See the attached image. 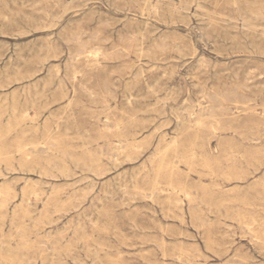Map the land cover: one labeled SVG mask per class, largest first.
<instances>
[{"label":"rangeland","instance_id":"1","mask_svg":"<svg viewBox=\"0 0 264 264\" xmlns=\"http://www.w3.org/2000/svg\"><path fill=\"white\" fill-rule=\"evenodd\" d=\"M0 264H264V0H0Z\"/></svg>","mask_w":264,"mask_h":264},{"label":"bare ground","instance_id":"2","mask_svg":"<svg viewBox=\"0 0 264 264\" xmlns=\"http://www.w3.org/2000/svg\"><path fill=\"white\" fill-rule=\"evenodd\" d=\"M209 25V24H208ZM163 104V103H162ZM160 192V191H159ZM87 196V195H86ZM78 208V207H77ZM180 260V259H179Z\"/></svg>","mask_w":264,"mask_h":264}]
</instances>
